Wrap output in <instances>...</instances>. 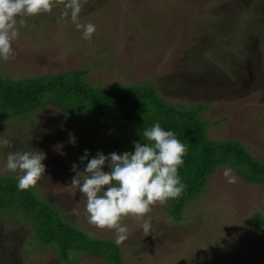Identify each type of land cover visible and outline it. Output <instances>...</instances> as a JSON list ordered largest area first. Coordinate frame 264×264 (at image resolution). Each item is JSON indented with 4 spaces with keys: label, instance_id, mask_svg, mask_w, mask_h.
<instances>
[{
    "label": "rangeland",
    "instance_id": "1",
    "mask_svg": "<svg viewBox=\"0 0 264 264\" xmlns=\"http://www.w3.org/2000/svg\"><path fill=\"white\" fill-rule=\"evenodd\" d=\"M25 19L13 44L15 59H0L1 75L22 80L80 71L94 89L148 85L197 116L210 140L238 141L264 162V0H90L80 22L96 26L91 40L70 20L58 23V9ZM43 100L23 118L0 120V140L10 141L0 144V177L18 175L6 169L8 153L43 151L40 198L90 240L117 244L113 231L88 223L86 199L68 186L72 165L81 172L86 167L87 160L79 159L85 150L89 160L98 152L134 153L133 142H117L103 129L106 122H97V112L77 108L74 101L58 95ZM147 111L137 119L145 121ZM103 170L110 171L107 164ZM231 177L237 182L230 184ZM170 210L153 207L148 236L139 222L124 218L129 235L117 245L125 264H264V184L242 183L230 169L217 167L180 220ZM255 215L263 221L259 228L250 222ZM49 219L15 207L2 210L0 264H104L94 254L63 256L56 242L40 239L38 233L57 231L55 216Z\"/></svg>",
    "mask_w": 264,
    "mask_h": 264
},
{
    "label": "trees",
    "instance_id": "2",
    "mask_svg": "<svg viewBox=\"0 0 264 264\" xmlns=\"http://www.w3.org/2000/svg\"><path fill=\"white\" fill-rule=\"evenodd\" d=\"M84 74L86 72L78 71L76 74L22 80L0 74V120L23 118L40 107L46 95H58L64 100L74 101L77 108L97 112V122L105 121L103 129L114 133L117 142L145 143L143 132L160 123L164 130L174 132L187 148L184 164L178 169L181 182L186 185L185 190L179 198L169 199L166 204L171 208L170 215L175 221L181 219L182 211L189 202L202 195L207 180L217 167L230 169L242 183L264 184V162L256 161L238 141L210 140L203 130L204 123L197 116L192 117L191 112H185V109L158 97L154 88L129 85L107 90L102 87L94 89L82 80ZM142 109L149 112L145 121L137 119L142 115ZM37 189L22 191L18 188L17 176L0 177V216L2 210L14 207L35 218L53 219L55 216L53 227L57 231L44 235L38 233L37 236L56 242L61 255L77 252L83 257H90L94 254L95 259H101L104 264H108L107 258L113 260V264H125L121 260L122 249L117 244L105 239L93 241L87 238L89 234L64 221L57 209L42 200ZM258 217H251L250 222L259 228L263 221Z\"/></svg>",
    "mask_w": 264,
    "mask_h": 264
},
{
    "label": "clouds",
    "instance_id": "3",
    "mask_svg": "<svg viewBox=\"0 0 264 264\" xmlns=\"http://www.w3.org/2000/svg\"><path fill=\"white\" fill-rule=\"evenodd\" d=\"M90 0H0V59H15L14 42L19 38V27L26 26V17L51 15L59 10L58 23L70 20L82 31L84 40H91L97 32L92 23H81L80 14ZM145 143L135 142L134 153L115 152L105 155L98 152L88 159V150L80 157L86 167L81 172L76 164L70 185L86 199V218L90 225L100 230L113 231L116 243L128 238L129 229L124 218L131 217L140 223L145 236L152 234L150 213L156 205L164 206L169 199L179 198L186 185L181 182L178 169L184 164L186 146L172 131L164 130L155 123L143 132ZM0 144L10 146L7 139ZM43 151L30 148L7 154L6 169L18 173V188L22 191L35 189L44 177L46 167ZM110 171H104L105 166ZM226 177L230 176L225 172ZM237 182L235 177L228 179ZM73 214L79 215L78 209ZM91 235V234H90Z\"/></svg>",
    "mask_w": 264,
    "mask_h": 264
}]
</instances>
